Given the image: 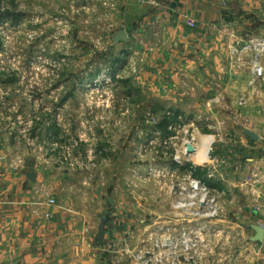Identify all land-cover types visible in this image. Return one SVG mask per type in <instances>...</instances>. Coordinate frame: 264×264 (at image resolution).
<instances>
[{
	"label": "rangeland",
	"instance_id": "374dc122",
	"mask_svg": "<svg viewBox=\"0 0 264 264\" xmlns=\"http://www.w3.org/2000/svg\"><path fill=\"white\" fill-rule=\"evenodd\" d=\"M101 1L0 0V147L11 167L60 177L66 193L86 194L88 206L98 193V221L114 209L120 222L136 226L124 254L141 264L139 256L150 257L163 232L174 240L191 227L189 211L175 209L172 185L190 177L206 182L201 166L212 142L243 125L232 118L236 106L207 101V77L222 73H199L192 90L191 61L204 71L213 58L204 54L184 68L177 61L179 68L161 70L158 37L144 47L114 44L117 26ZM252 47L244 45V64L254 63ZM229 49L234 59L238 46ZM200 140L209 144L197 165L184 147ZM166 193L174 211L165 222L158 211ZM177 221L182 228L170 229ZM204 234L193 259L202 254Z\"/></svg>",
	"mask_w": 264,
	"mask_h": 264
},
{
	"label": "crops",
	"instance_id": "0c3cea01",
	"mask_svg": "<svg viewBox=\"0 0 264 264\" xmlns=\"http://www.w3.org/2000/svg\"><path fill=\"white\" fill-rule=\"evenodd\" d=\"M160 1L151 6L143 0H102L100 5L111 8L108 17L117 26L111 39L125 30L128 42H141L144 47L157 36L164 65L159 67L164 71L179 68L177 61L184 68L190 58L197 62L204 54L213 58L204 71L191 61V78L196 79L192 90L200 85L199 73H222L212 80L207 77L212 89L207 101L236 106L232 118L243 125L242 132L226 134V141L212 142L201 166L204 182L217 194L219 214L206 223L192 219L190 226L202 229L207 241L201 256L181 264H264V240H253V226L264 228V79H256L252 63L243 62L248 51L244 45L264 41V0ZM231 45L238 46L234 59ZM220 57H226L223 63ZM30 173L11 167L0 147V264H138L124 254L134 245L129 235L137 228L120 222L114 209L104 244L99 243L98 193L88 206L86 194L66 193L60 177L34 172L33 181ZM51 198L55 204L49 203ZM159 198L164 206L158 214L165 220L174 207L167 193ZM179 222L169 228L180 230Z\"/></svg>",
	"mask_w": 264,
	"mask_h": 264
},
{
	"label": "built area",
	"instance_id": "2783aa9c",
	"mask_svg": "<svg viewBox=\"0 0 264 264\" xmlns=\"http://www.w3.org/2000/svg\"><path fill=\"white\" fill-rule=\"evenodd\" d=\"M191 25H193L192 22ZM252 44L256 79H264V42L254 41ZM171 191L175 198L174 206L178 212L185 209L195 220L217 218L219 214L217 194L201 179L190 177V180L184 184L174 183ZM49 203L55 204L56 201L51 198ZM182 230L184 232L175 236L174 240L163 232L162 240L155 246L156 251L150 253V257L139 256L141 264H181L184 260L189 261L194 255H199L197 252L203 243L197 238L199 234H202L201 229L190 227V229Z\"/></svg>",
	"mask_w": 264,
	"mask_h": 264
},
{
	"label": "water",
	"instance_id": "95a60500",
	"mask_svg": "<svg viewBox=\"0 0 264 264\" xmlns=\"http://www.w3.org/2000/svg\"><path fill=\"white\" fill-rule=\"evenodd\" d=\"M127 40H128V34L125 30H119L113 38L114 44H117L120 41H127ZM245 132L248 135H250L251 137L256 138V135L252 131L246 129ZM189 151L191 152V151H193V149H189ZM29 178L33 181L36 180L34 173H30ZM109 217H110V213L106 214L105 216H103L101 218L99 228H98V241L100 244H104L105 227H106V224H107ZM253 228L256 231V235L254 236L253 240L263 241L264 240V228H262L260 226H253Z\"/></svg>",
	"mask_w": 264,
	"mask_h": 264
},
{
	"label": "bare ground",
	"instance_id": "6f19581e",
	"mask_svg": "<svg viewBox=\"0 0 264 264\" xmlns=\"http://www.w3.org/2000/svg\"><path fill=\"white\" fill-rule=\"evenodd\" d=\"M208 142H206L205 140L203 141V140H200L199 142H198V144H197V147H195V145H193V143H188L185 147H184V149H185V152H186V154H191V153H193V155L192 156H194V158H195V160H196V162H197V164L198 165H201L203 162H200L199 161V158H201V157H203V155L205 154V151H206V149H205V147H207L208 146ZM189 149H193V151H189ZM198 159V160H197ZM154 171V170H153ZM156 174V173H155ZM166 229V228H165ZM199 230V229H198ZM202 230V229H201ZM206 230H208V229H206ZM167 231V230H166ZM204 231V230H203ZM162 232V231H161Z\"/></svg>",
	"mask_w": 264,
	"mask_h": 264
}]
</instances>
